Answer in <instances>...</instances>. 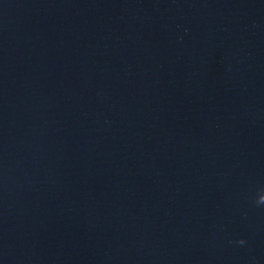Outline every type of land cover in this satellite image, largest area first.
<instances>
[{
  "label": "water",
  "instance_id": "95a60500",
  "mask_svg": "<svg viewBox=\"0 0 264 264\" xmlns=\"http://www.w3.org/2000/svg\"><path fill=\"white\" fill-rule=\"evenodd\" d=\"M0 264H264V0H0Z\"/></svg>",
  "mask_w": 264,
  "mask_h": 264
},
{
  "label": "clouds",
  "instance_id": "9594fccd",
  "mask_svg": "<svg viewBox=\"0 0 264 264\" xmlns=\"http://www.w3.org/2000/svg\"><path fill=\"white\" fill-rule=\"evenodd\" d=\"M239 243L243 244V243H244V241H243V240H240V241H239Z\"/></svg>",
  "mask_w": 264,
  "mask_h": 264
}]
</instances>
